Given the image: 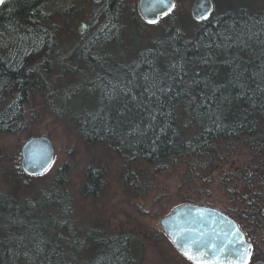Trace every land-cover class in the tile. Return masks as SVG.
Here are the masks:
<instances>
[{"label": "trees", "instance_id": "16d2710c", "mask_svg": "<svg viewBox=\"0 0 264 264\" xmlns=\"http://www.w3.org/2000/svg\"><path fill=\"white\" fill-rule=\"evenodd\" d=\"M47 1L0 4V91L5 97L17 92L25 102L35 90L52 99L63 94L65 87L59 90L49 74L56 45L43 11ZM131 1L100 0L88 14L89 28L80 40L86 52L79 63L85 71L78 78L77 71L68 70L77 82L82 78L72 81V90L87 86L98 95L97 83L112 76L102 67L107 50L114 48L115 30L125 21L121 17L149 26ZM246 3L218 15L213 11L201 22L174 8L157 23L167 25L160 37L147 40L133 59L121 63L127 78L103 79L101 98L90 100L91 105L87 101L89 108L74 119L77 134L127 162L158 170L181 158L193 171H212L223 157L246 149L252 160L241 169L245 186L264 195V11L253 12ZM34 56L36 66H28ZM18 120L0 110V133ZM97 174L87 173L83 192L96 187ZM140 176L133 174L134 189L141 186ZM11 201L0 200V264H128L124 242L108 246L105 258H82L84 230L68 193Z\"/></svg>", "mask_w": 264, "mask_h": 264}, {"label": "rangeland", "instance_id": "374dc122", "mask_svg": "<svg viewBox=\"0 0 264 264\" xmlns=\"http://www.w3.org/2000/svg\"><path fill=\"white\" fill-rule=\"evenodd\" d=\"M191 1L175 0V13L190 16ZM212 1L216 15L228 9L235 10L246 1L253 12L264 11V0ZM99 2L48 0L44 5L43 11L49 17L56 45L52 55L55 63L51 64L49 74L57 80L59 90L65 88L63 94L55 99L41 96L36 90L28 92L23 102L19 134L16 137L0 136V146L25 142L29 137L45 136L54 150L53 163L47 172L35 177L19 192L12 193L9 183H0V200L5 198L9 202L12 199L13 203H22L49 193H68L82 230L95 225L93 228H115L118 232L130 233L140 239L143 246L144 257L140 264H186L159 227V220L177 206L194 204L215 208L244 223L241 218V194L246 186L241 169L252 159L246 149H237L231 157L218 161L219 165L212 171H193L181 158L158 170L156 166L145 163L127 162L111 150L96 143H87L77 134L74 119L89 108L87 101L91 105L90 100H95L97 96L101 98L99 95L106 88L103 79L112 80L113 75L116 79H126L127 73L119 70L120 65L126 64L127 59H133L147 40L160 37L167 29L162 22L146 26L121 17L125 21L121 28L115 30L114 48L107 50L108 59L102 67L107 73L113 72L112 76H106L97 83L98 95H92L87 86L82 90V86L72 90V81L81 83L82 78L77 82V77H72L68 70L77 71L78 78L83 76L85 70L79 59L86 49L80 40L89 28L88 14L96 10L95 4ZM137 2L131 1L136 10ZM80 22L85 24L82 33L77 31ZM193 22L186 20L191 27ZM96 169L101 171L102 186L95 193L82 192L87 173ZM127 173L141 175L139 188H133V179H128ZM253 238L252 233L249 240ZM256 244L254 253L259 248Z\"/></svg>", "mask_w": 264, "mask_h": 264}, {"label": "water", "instance_id": "95a60500", "mask_svg": "<svg viewBox=\"0 0 264 264\" xmlns=\"http://www.w3.org/2000/svg\"><path fill=\"white\" fill-rule=\"evenodd\" d=\"M4 1L2 0L0 4ZM169 5H174V7L169 10ZM174 8L175 0H168L167 4H160L158 0H138L137 2L138 14L148 25L157 24L172 13ZM213 11L212 0L191 1L189 13L196 22L207 20ZM149 20H156L157 23H149ZM84 27L85 24L80 22L77 31L82 33ZM53 155L54 150L47 137H31L22 147L23 170L29 176L43 175L51 167ZM158 225L176 250L187 260L189 259L184 255L185 251L191 255L199 256L211 264L214 256L212 246L227 244L229 239L233 241L230 247L240 248L239 238L232 235L236 229H239L237 224L214 208L183 204L175 207L168 215L160 219ZM239 233L243 236L244 246H249L250 244L246 241L243 233L240 230ZM236 259L234 255L228 257L231 264H236ZM189 261L192 264H197L195 260Z\"/></svg>", "mask_w": 264, "mask_h": 264}, {"label": "flooded vegetation", "instance_id": "af4514ba", "mask_svg": "<svg viewBox=\"0 0 264 264\" xmlns=\"http://www.w3.org/2000/svg\"><path fill=\"white\" fill-rule=\"evenodd\" d=\"M36 61L37 56L32 57L31 63H28V66H36ZM5 65L6 64L4 63L3 66ZM16 66L19 69L22 67V63L18 62ZM2 94L3 93H1L0 91V110L3 111V113L8 110V114H15V116L19 117V120L12 128L4 127L5 131L1 132L0 136L8 135L10 137H16L22 127L20 119L23 111V101L21 96L18 95L17 92L9 93V95L7 94V97L3 96ZM25 142L19 141L18 143H11L0 146V183H2V185L9 183L12 186V190L10 191L12 193L21 191L23 188L27 187L35 177H37L29 176L23 170L22 147ZM96 170L95 172H98L96 177L98 178V184L96 185V187L90 186L91 190L85 191L84 193H95L96 190H98L102 186L101 171H99L98 169ZM132 177L133 173H127L128 179H133ZM86 180H88V177L86 178ZM259 193L263 192L252 190L251 188L246 186L243 193L241 194V199L243 201L241 218L243 219V222L245 221L244 223H242L241 220L236 221L234 218H232L233 216L221 211L237 224L246 241L250 244L251 254L248 257V264H264V195ZM94 226L95 225H93V227ZM93 227H89L88 229L84 230V235L80 239V244L82 245L80 249L82 251V258L84 260L97 261L99 259L105 258L104 252L107 251L108 246L115 245V243L118 242H124L127 247L126 250L128 252V264H140L142 262L144 253L140 239L133 237L128 232H125V234L122 231L118 232V230L115 228L106 229L104 227ZM252 233L254 238L252 240H249V236L252 235ZM169 242L171 243L170 240ZM256 243L259 244L258 252L256 251L255 253H253L252 245H257ZM173 248L176 250L174 246ZM176 252L186 264H192L177 250Z\"/></svg>", "mask_w": 264, "mask_h": 264}, {"label": "snow or ice", "instance_id": "6c2138e0", "mask_svg": "<svg viewBox=\"0 0 264 264\" xmlns=\"http://www.w3.org/2000/svg\"><path fill=\"white\" fill-rule=\"evenodd\" d=\"M2 2V0H0ZM168 0H158V3L160 4H167ZM174 7V5H169V10ZM165 15H167V12H165ZM149 23H157L156 20H149ZM199 211V210H198ZM226 236L228 234H225ZM232 235L237 236L240 241V248L230 247L233 244V241L231 239L228 240L227 244H221L219 246L213 245V261L211 264H231V261L228 260L229 256H235L236 264H248V257L250 256V245L245 247L243 236L239 233V229H236ZM184 255L189 260H195L197 264H210L209 261L201 259L199 256L191 255L189 252L185 251ZM206 255V253H205Z\"/></svg>", "mask_w": 264, "mask_h": 264}]
</instances>
